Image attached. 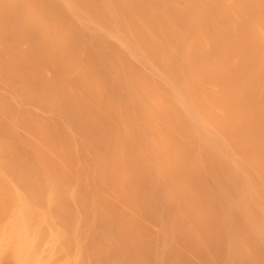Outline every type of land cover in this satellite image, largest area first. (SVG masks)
I'll return each mask as SVG.
<instances>
[{"label":"bare ground","instance_id":"bare-ground-1","mask_svg":"<svg viewBox=\"0 0 264 264\" xmlns=\"http://www.w3.org/2000/svg\"><path fill=\"white\" fill-rule=\"evenodd\" d=\"M63 169L156 226L76 264H264V0H0V264L54 253L9 182Z\"/></svg>","mask_w":264,"mask_h":264},{"label":"rangeland","instance_id":"rangeland-1","mask_svg":"<svg viewBox=\"0 0 264 264\" xmlns=\"http://www.w3.org/2000/svg\"><path fill=\"white\" fill-rule=\"evenodd\" d=\"M206 87H208V88H207V90L204 91L205 94L206 93L207 94H212L213 91L212 90H208L209 87H212V84L211 85H206ZM187 94L188 93L186 92L185 95H187ZM202 94H204V93H202ZM173 102L176 103L177 100L173 101ZM175 103H173V106L170 104V106L175 107L174 106ZM178 104H180V103L177 102L176 106ZM163 115H164V113H163ZM173 115H175V114L173 113ZM166 117H167V115L165 117H163V118L166 119ZM174 117H176V116H174ZM154 118H155V115H154ZM159 118L161 119L162 117L160 116ZM163 118H162L161 121H163V120L165 121V119H163ZM185 118L186 117L184 116V119ZM186 119H185V121H186ZM157 120H158V117L156 118V121ZM175 120H176V118H175ZM247 120H248V118H247ZM158 121H157V124H158ZM161 121H159V122H161ZM182 121H183V119H182ZM163 122L159 123L158 125L162 124ZM165 122H167V119H166ZM188 122L189 121H187L185 123L186 127L190 125ZM187 123L189 125H187ZM153 124H155V123L152 122V124H151L152 128H153ZM165 124H162V126H164ZM167 124L169 125V123H167ZM158 125H154V127H156ZM168 125H165L163 127L164 133L166 131L165 128L169 129L168 131H170V132H168V134L171 133V130L173 131V130H175L177 128V127L174 128L171 124L170 125L172 127H170ZM183 125H184V123H182L181 126L183 127ZM160 126H158V127L160 128ZM179 126L180 125H178V127ZM158 127H156L157 130H160L159 132L162 133V128L158 129ZM182 127H181V129H182ZM186 127H184V129H183L184 131L182 130V132H180V129H176V131L172 132V133L175 132L174 135L177 132V134L179 135V136H177V134H176L177 138L178 137L179 138L183 137V135H184L183 132H185V131H186L185 135L186 136L189 135V138L187 137V139H186V136L184 135V140L180 141V143H182V144L179 143V138L178 139L175 138L178 141L177 143H179V146L177 144V147H182L181 145H183L186 142V140L190 139L191 133H190V130H188ZM121 131L123 132L124 129L121 130ZM154 131L157 133L156 130H154ZM159 134H156V135H159ZM168 134H167L168 137L166 136V134L163 137H166V138H168L170 140H173L172 138L174 136H172V134L171 135H168ZM161 135H164V134H161ZM161 137H159V138H161ZM163 137H162V139L166 140V138H163ZM156 139H158V138H156ZM5 142H8V141L5 140ZM172 146H174V145H172ZM184 146H185V144H184ZM186 146H187V143H186ZM186 146H185V148H186ZM144 147H146V146H144ZM115 148H116V150H114L113 151L114 153H112V154L114 155L115 152H116L115 155L120 153V154H118L119 158L115 159L114 158L115 156L114 157L111 156L112 158H114V160L112 158H111V160L112 161H116L117 160V161L122 163V165H121V163H119V166L122 169H119L118 168L119 166L117 167V169H118V172H120V174H123V172H125L128 169V167L130 168L132 165H131V163H129V161L127 162V160L126 161L124 160L123 156H125L126 154L122 155V153L125 152V151H123V150L120 151L121 147H115ZM55 149L57 150V148H55ZM71 149L74 150V151H77V149H75L74 147H72ZM84 149H82V150H84ZM127 149H129V148H127ZM72 152H70V153L72 154ZM74 154H75V152H74ZM136 155L138 156V152H137ZM178 155H179V153H178ZM67 157H70V154ZM67 157L65 156V159H67L66 161H69ZM126 157H127V155H126ZM130 157H131V154H130L129 158ZM137 158H135V159H137ZM69 159L73 160V158H69ZM131 159H132V161L134 160V158H132V157H131ZM140 159L139 160L143 162V159L142 158H140ZM64 160L62 162H65ZM74 161H73V163H74ZM106 161L107 160H105V164H107ZM134 161H136V160H134ZM70 162L72 164V161H69V163L67 162V165H69ZM78 162H79V159H78ZM78 162L75 161V163L73 164L74 165L73 167H74V169H76V171H77L78 168L79 169L80 168L83 169L82 164H80L81 162H79V163ZM107 162H109V161H107ZM184 162H187V160H185ZM64 164H66V163H62V165H64ZM125 164H126V166L129 164V166L127 168H125L126 167ZM67 165H66V167H67ZM115 165L117 166V163ZM66 167H64L66 170L67 169H71V165H69L67 168ZM96 167L100 171L101 167L94 166L95 170H96ZM103 169L106 170V171H104L106 175H107V173L110 174V172H108L107 168L104 167V166L102 167L101 172L103 171ZM71 170H73V169H71ZM60 172L63 175H61ZM128 172L129 171H127V174H128ZM98 173H100V172H98ZM81 174H83V172L82 173L80 172L79 175L76 172L73 173V174L68 175L67 173H65V171L63 169V170L58 171V174H56L60 178L59 177L57 178L56 176H53V177L51 176L50 179H49V177H45V175H43V176H40L39 178H34V179L31 178V180L37 179L36 181H28L27 182V181L18 180V179H20L19 176H14V177H12L11 181L9 180L10 181L9 183L13 184V186L15 187V189L18 190L19 193H16V195L18 194L17 195L18 197L15 196L16 199L13 198L16 202L15 201L12 202V199H11V203L9 205V207H11V208H9V207L8 208L13 210L12 208L13 207L15 208V205L18 204L17 202H19L20 198H23L24 201L27 199L26 202H27V204L30 205L29 209L31 211H35V212H33V214H35V215H33V224L32 225H35L37 222L39 223V220H40V223L37 224L36 227L38 228V225H39V226H41L39 229H43L44 230V231L42 230L43 232L40 231L41 232V237L40 238L41 239L44 238L45 241L43 239L42 240H43V242H45L47 244L50 241H53V240H55L54 242H57L56 246H55V244L52 245V247L55 246L52 249H54V248H56V249H54V253L51 252L52 256L48 257V259L50 258L49 259L50 260L49 264H76V262L74 261L73 257L76 254V251H77L76 249H78L77 246H78L79 242L82 241L81 236H82L83 232H84V234L86 232H89V233L93 234V236H94L93 239L88 237V239L90 241L89 242L90 245L92 246V248L98 249L102 253L106 254L108 252L109 248L111 247V245L114 244V245H112V247H115L117 245L116 243H118V241H119V249H121V246L124 243L123 240L128 241L127 238H129L130 241L131 240L137 241L139 237H141L143 234H145L144 231L141 228H144V230L146 229L147 231H151V232L156 230L154 228V227H156L154 225V222L153 221L150 222L148 220V218L144 217L143 214L139 211L137 202H134V201L130 200V202H129L130 203V214H127L126 211H129V208H128L127 204L124 203V201L121 198L120 194H118L117 192H114V193H111V194L107 193L106 190H105L106 192L105 191L101 192L100 190L98 192V190L89 188L88 186H86L88 188V191H85L83 185L79 186L80 184L83 183V178H81V176L82 177H84V176L81 175ZM127 174H125V175H127ZM65 175H66V177L63 179V177ZM68 176H69V178H68ZM123 176L124 175H121V177H123ZM124 178H128V176L127 177L124 176L122 179L124 180ZM21 179H28V178H26V176H22ZM122 179H121V182L123 181ZM28 180H30V178ZM97 181H99V180H97ZM133 181H135V180L133 179ZM1 183L2 184H0V193L1 194H7L8 193V189H7V187H5V185H4L5 183L4 182H1ZM84 183H85V180H84ZM23 184H24V186H23ZM32 184H33L34 187L31 186ZM41 184H42V186H40ZM52 185H54V186H52ZM31 189L32 190L34 189V191H31ZM35 191H36V193H35ZM39 192H41V196H40ZM29 193H31V196H30ZM42 199H43V201H42ZM145 199H147V198H145ZM48 201H50V202H48ZM44 202H45L46 205L42 204ZM31 204H32V206H31ZM12 205H13V207H12ZM31 207H33V208H31ZM126 214L129 216V219L127 220V222L129 223V226H127L125 224V221L123 219ZM34 216L36 218H34ZM34 220H35V222H34ZM135 224L141 226L140 230H139V228L135 227ZM113 226L116 227V229H117L116 231L113 230V228H112ZM57 233H59V234H57ZM79 233H80V238H78V234ZM55 234H57L58 236L56 237ZM157 234H158V231H157L156 235ZM52 235H54L56 237V239H54L52 237ZM46 239H48L49 242H47L48 240L46 241ZM51 239H53V240H51ZM148 241H150V240H148ZM152 241L153 240H151L150 242L152 243ZM54 242H51L50 244H52ZM39 244L40 243H38V245ZM41 244H42V241H41ZM147 244H145V245L147 246ZM48 245H47V247H48ZM174 245H176V244H174ZM39 247H40V245H39ZM49 247H51V245ZM88 247L91 248L90 246H88ZM48 253L49 252H47V255H48ZM1 258H2V260H3V258H4V260H6V257H3V256L0 255V262H1ZM49 260L47 262H49ZM2 262H4V261H2ZM47 262H46V264H48Z\"/></svg>","mask_w":264,"mask_h":264}]
</instances>
